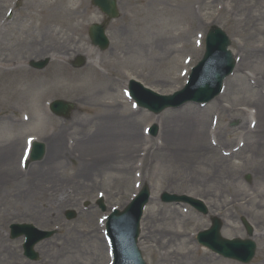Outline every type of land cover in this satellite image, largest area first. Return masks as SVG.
Here are the masks:
<instances>
[{
	"label": "rangeland",
	"instance_id": "374dc122",
	"mask_svg": "<svg viewBox=\"0 0 264 264\" xmlns=\"http://www.w3.org/2000/svg\"><path fill=\"white\" fill-rule=\"evenodd\" d=\"M209 1L117 0L119 16L109 21L105 28L109 46L98 50L90 42L88 26L102 22L105 16L91 0H85L84 12L88 17L78 20L74 28L61 31L64 34L61 35L63 49L56 61L52 57L55 47L42 44L34 49L35 53L22 60L26 64L29 80H23L20 74L0 75V212L8 215L5 225L0 222V231L5 239L4 245L23 264L36 262L24 257L21 238L9 237V225L14 222H30L44 230L57 228V233L40 242L42 245L35 246L39 263L107 264L110 259L108 252L103 250L97 258L95 244L87 236L88 231L95 230L103 242L99 219L104 213L94 203L97 192L105 193L104 203L110 210L112 206L125 205L141 183L148 184L152 190L138 240L146 264H191L200 254H204L212 264H242L222 258L197 242L196 234L210 225L211 214H217L224 220L221 235L225 238L246 237L240 223V218L246 216L255 228L254 240L257 244L256 254L248 264H264V165L260 164L262 155H249L248 150L252 147L238 148L244 133L242 129L233 132L239 127V113L210 111L207 109L209 102L204 107L200 106L207 109V124L212 120L210 116H217L218 126L235 134L228 136L229 141H218L220 144L213 138L216 143L208 142V145L214 146L217 153L212 158L207 156L193 163L191 161L184 166L185 172L184 169L177 171L172 165L151 155L157 143L165 136L169 137L161 116L168 109L181 107L166 108L158 114L143 109L135 115V119L129 120L127 128H123V117L133 110L130 99L124 96L128 78L133 76L161 94L168 95L180 89L190 67L202 57L204 36L211 26L216 24L227 33L229 48L237 57V64L245 52H258L264 47V36L250 37L247 33L254 29L247 30L244 26L249 20L254 22L257 14L263 17V21H257L261 26L264 22V0L235 1V4L230 0H212V4L208 5ZM21 2L19 0L15 4V0L10 3L0 0V21L6 22L1 30L0 43L11 48L12 52L23 46L24 31L30 19L23 20L17 13L9 16L3 10L5 6L12 9L14 4L17 9ZM229 5L236 8L229 11L225 8ZM51 29L56 32L59 27ZM37 30L40 33V29ZM144 45L145 53H139V47ZM75 54L86 58L83 66H73ZM47 57L49 62L42 70L29 65L31 60ZM167 57H170L169 60ZM92 60L97 61L95 71L101 79L95 73L82 72ZM160 60L167 61L168 70L160 66ZM237 64L225 81L238 74ZM243 70L250 74L252 80L257 77L264 81V60L261 57H253ZM110 76L109 83L102 81V77ZM177 76L176 82L165 85L161 82L162 79L170 80V77ZM226 94L221 97L224 108L233 106L238 111H255L256 106L250 99L244 98L245 94L232 91ZM57 98L76 103L70 118H58L48 111L46 102ZM105 104L113 105L114 112ZM194 105L199 107L197 103ZM15 108L19 110L11 112ZM108 111H112L111 115H107ZM22 113L28 114L31 121L23 122L16 128L6 123L5 114L14 120ZM106 119H111L118 127L116 134H112L113 137L106 140L102 147L105 161H99L96 164L98 167L91 172L82 166L83 162H89L90 153L83 147L89 143L87 137L98 129V121ZM213 120L216 121V118ZM153 123L158 125V134L142 137L140 129ZM30 134L42 142L54 134L59 135L61 142L66 143L67 147L63 145V148L70 156L54 163L50 153L46 152L42 160L28 164L26 170L21 168L16 159L23 155L24 136ZM127 134L135 137L133 141L126 143L124 135ZM219 157L230 159L218 162L216 159ZM222 166L223 169L220 168ZM41 167L48 170L43 180L36 178V174H42ZM84 171L86 177L81 176ZM246 175H249L248 180ZM170 178L176 181L171 182ZM46 179L49 180L47 183L44 182ZM11 186H16V189L11 190ZM162 191L198 196L206 201L208 214L199 213L188 204L163 203L159 199ZM57 196L60 199L51 203ZM85 201L89 208L82 207ZM43 204H48L49 208H37ZM70 208L75 209L78 215L66 220L64 212ZM147 226H150L151 234ZM176 232H183L185 236L180 237ZM188 241L191 242L187 244Z\"/></svg>",
	"mask_w": 264,
	"mask_h": 264
},
{
	"label": "bare ground",
	"instance_id": "6f19581e",
	"mask_svg": "<svg viewBox=\"0 0 264 264\" xmlns=\"http://www.w3.org/2000/svg\"><path fill=\"white\" fill-rule=\"evenodd\" d=\"M2 1V0H1ZM9 3L12 0H7ZM238 1L239 3L245 2V0H230V3L235 4ZM204 2V1H203ZM248 2V1H247ZM246 2V3H247ZM245 3V4H246ZM85 0H22L21 4L15 9V7L12 9L15 10V13L19 14L23 20L30 19L29 24L26 25L24 36H23V46L24 48H20L19 50L15 49L14 51H11V48H6L0 43V75L3 74H20L23 80L26 81L29 80L27 78L28 75H26V64L23 60L24 57H27L31 55L32 53H35L34 49L37 46H41L42 44L44 46L49 47H55L52 57L53 61H56L58 57H60V54L62 53L61 50L63 49V46H61V35H64L61 33V31L65 32V29L68 28H74L78 23V20H83L84 18L88 17V14L84 12L85 10ZM212 4V0L208 2V5ZM254 7V5H251ZM229 11L234 10L236 7L229 5L226 6ZM7 10V6L4 7L3 11ZM244 10V8H243ZM11 11V13H12ZM90 12V11H89ZM235 15V14H234ZM256 17V18H255ZM255 21L251 23V20L244 23V26L249 30L250 28L254 29V31H250L247 33L250 35V37H256V36H264V22H262L261 26H258L259 20L263 21V17H261V14H257L255 16ZM237 20V19H236ZM58 26L59 30H55L54 32L51 28ZM5 27V22L2 20L0 21V35L1 30ZM37 28L40 29V33H38ZM2 40V38H1ZM145 45L139 47V53H145ZM259 52V53H258ZM247 51L243 54V58L241 61L237 64L236 70L238 72L237 75L233 77L227 78L225 81V86L223 93L215 97L207 106V109L210 111L215 110L214 112H227V113H233V115H239V127L233 129V132L237 129L245 130V133L242 134V137L247 136V140L244 141V144H242L241 148L244 147H252L249 148L248 152L249 155L255 156V155H262L261 163L264 165V89L261 87H264V81L259 80L257 77L256 79L252 80L250 78V74L248 72H245L244 66L247 65L248 62H252L253 57H261L264 60V47L259 49V51ZM20 55V56H18ZM167 57V60H169ZM21 59V60H20ZM96 60H92V62H88L86 66L83 69V73H95L94 75H97L99 78L98 72L95 71L96 68ZM161 62L160 66L167 69V61L160 60ZM134 69V68H131ZM160 70V69H159ZM134 72V71H133ZM154 73V71L152 72ZM110 75V74H109ZM150 77V76H149ZM130 78H134L133 76H130ZM101 79V78H100ZM136 79V78H135ZM170 80L162 79V83L169 84L172 81L176 82L178 81L177 77H170ZM31 80V79H30ZM32 81V80H31ZM102 81H107L108 83L111 81V76L108 77H102ZM25 82V81H24ZM159 82V81H158ZM26 83V82H25ZM160 83V82H159ZM262 84V85H261ZM232 91L233 93L237 94H245L244 98L250 99L251 102L256 106L255 111H252V109H242V110H236L233 106L230 108H224L221 104V97L224 95H227V92ZM226 92V93H225ZM247 96V97H246ZM111 104V103H110ZM110 104H105L104 106L107 107V109L112 110L114 112V106ZM207 109L206 108H200V106H196L194 104H184L179 109H168L163 116H161V119L163 120V123L167 125V131L169 133V137L162 138L161 142H158V146L151 150V155L159 157L161 161L164 163H168L175 167L177 171H180L184 169V172L186 171V168L184 166H187L188 163L192 161V163L197 159H202L203 157L211 156L216 152V148L214 146L208 145V142L210 143L213 138L217 140V143L220 144V140L223 141H229L228 136L234 135L232 131H229V129L225 130L218 124H216L215 128L212 130L210 124L211 121L207 124ZM112 111H108L107 115H111ZM140 112V109L136 112H129L125 114L123 128H127L129 126V120L132 121V119H135V115ZM212 116H210V119ZM231 117V115H230ZM6 123L12 127H19L20 124L23 125V123L20 120H11L8 117L4 116ZM7 118V119H6ZM110 118V116H109ZM4 120V122H5ZM24 121V120H23ZM30 122L31 119L29 118L27 122ZM255 123L253 127H250L251 123ZM98 129L90 135L88 138L89 143L86 144L83 149H87L90 151L88 153L89 162L82 163L83 169L92 170L93 172L98 166L96 165L99 163V161L104 162V153L105 150L102 148L105 146V141H109L113 136L112 134H116V128L117 125H113V121L111 119L101 120L98 121ZM172 124V125H170ZM207 124V125H206ZM246 124H248L246 126ZM7 126V125H6ZM120 126V125H119ZM142 130V129H140ZM242 131V132H243ZM240 134V133H239ZM142 135V133H141ZM24 136L22 140V148L24 146L25 137ZM162 136V135H161ZM59 135L54 134L52 137H49L48 140L45 143V152L50 153V156L52 159H54V163H60L66 157L70 156L68 154V151L63 148L66 145L63 142H61ZM124 140L126 143L129 141H133L135 138L132 134L124 135ZM142 137H144L142 135ZM254 138V139H252ZM34 139V138H33ZM251 139V140H250ZM250 140V141H249ZM212 143V142H211ZM146 154V153H145ZM73 155V154H72ZM117 158V151L115 152V159ZM119 158V156H118ZM232 158V155L230 156ZM225 157H219L216 160L219 162L225 161L227 162L228 159ZM1 159V156H0ZM19 163L20 157H17L16 159ZM104 160V161H103ZM242 161V163H244ZM112 166H114V162L112 163ZM1 168V166H0ZM223 169V166L220 167ZM94 169V170H93ZM40 172L42 174H39V176L36 174V178H40V180H43V177H46L48 174V170H45L43 167L40 168ZM87 173L84 171L81 176L84 175L86 177ZM0 175L1 172H0ZM171 179V178H170ZM16 180H14L13 183H15ZM49 180H44V182H48ZM172 181H176V179H171ZM9 184H12V181H8ZM41 183V182H38ZM14 186V185H13ZM11 186V190L16 189V186L13 188ZM40 186V185H39ZM38 186V187H39ZM37 189H40L38 188ZM29 190V188H28ZM60 199V196H57L54 200H51V203L53 201H56ZM50 205V203H49ZM48 204H43L37 207L40 209H46L49 208ZM44 214V213H43ZM8 219V215L0 212V222L5 225L6 220ZM149 234H151L150 226L146 227ZM88 231L87 236L90 237L92 242L95 244V249L97 250V258L100 256L101 252L103 250L107 252L108 245L105 244L106 240L100 239L98 234H96L95 230L92 232ZM176 234L180 237L185 236L183 232H176ZM188 241L186 242L189 244ZM5 239L0 231V264H23L19 257L15 255V253L9 252L8 248L4 245ZM42 245V243H40ZM190 250V249H189ZM191 264H212L208 261V259L204 256V254H200L199 257Z\"/></svg>",
	"mask_w": 264,
	"mask_h": 264
},
{
	"label": "water",
	"instance_id": "95a60500",
	"mask_svg": "<svg viewBox=\"0 0 264 264\" xmlns=\"http://www.w3.org/2000/svg\"><path fill=\"white\" fill-rule=\"evenodd\" d=\"M95 4H97L102 10L108 14L109 17H115L117 15V11L115 7L114 0H93ZM104 27L102 25L94 24L90 27V37L93 44L99 45L101 49H104L108 41L104 36ZM228 39L225 36L224 32L218 28H212L206 37V52L202 61L194 68L192 74L190 75V82L188 84V91L192 92L191 96L187 98H183L177 102L175 100V96H157L156 93H153L150 90L143 89L147 96H141L138 94V91L134 86L131 87L132 95L138 99V102L141 106L146 107L147 109L159 112L163 108L169 105H175L177 103H182L188 98H192L197 101L208 100L212 95H214L218 89L219 84L222 78L230 71L232 67V59L231 54L226 51V47L228 45ZM47 60L32 63L33 66L42 68L46 64ZM82 62V59H79V63ZM53 107L56 111L63 110L62 114L67 115L68 112L73 108L71 103H62L61 101H55L53 103ZM152 134L156 132V126L151 128ZM43 152V145L40 143H35L33 147V151L31 153L30 160L37 159L41 156ZM148 197V191L146 188L142 190L141 196L138 197L135 203L132 206L128 207L124 211L114 212L113 216L110 220L117 218H121L125 216L129 210L135 206L136 211L134 214V218L132 220V224H127L123 228L124 233H126L123 238H118L116 235L113 226H109V232L113 239L114 247H115V256L116 263L115 264H144L135 248V239L138 233L137 230V220L140 215V210L145 200ZM161 199L163 201H179L186 200L190 202L193 207L205 212V208L202 203L194 198L186 197V196H177L175 194H168L166 192L162 193ZM69 217L73 216V213L68 214ZM221 223L217 219H213L212 227L204 232H200L198 234V241L202 244L206 245L213 251H217L221 255L234 259H238L241 262L247 263L250 261L254 254L255 244L250 239H233L227 240L222 238L219 235V228ZM29 227V226H27ZM26 225H15L13 226L12 235H18L19 233H24L27 228ZM246 228L249 234H251V229L248 224H246ZM24 229V230H20ZM51 235V232H40L37 237L31 236V242L27 244L25 247V254L35 259L37 254L32 250V245L36 240L41 239L43 237H47Z\"/></svg>",
	"mask_w": 264,
	"mask_h": 264
}]
</instances>
